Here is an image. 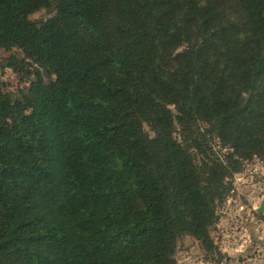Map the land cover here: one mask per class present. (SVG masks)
<instances>
[{"label":"trees","instance_id":"1","mask_svg":"<svg viewBox=\"0 0 264 264\" xmlns=\"http://www.w3.org/2000/svg\"><path fill=\"white\" fill-rule=\"evenodd\" d=\"M12 46L54 79L0 88V264H177L183 235L219 255L217 208L264 157V0H0Z\"/></svg>","mask_w":264,"mask_h":264},{"label":"rangeland","instance_id":"2","mask_svg":"<svg viewBox=\"0 0 264 264\" xmlns=\"http://www.w3.org/2000/svg\"><path fill=\"white\" fill-rule=\"evenodd\" d=\"M54 14L41 8L29 19H46ZM182 47L178 49L180 51ZM41 74L44 81L54 79L29 60L15 46L0 47V88L16 97ZM214 149L222 156L226 149L213 141ZM231 190L217 208L218 221L209 234L219 255L208 253L191 235L181 236L176 244L174 258L177 264H264V157L252 156L245 160L239 172L231 178ZM262 207V212L258 209Z\"/></svg>","mask_w":264,"mask_h":264},{"label":"water","instance_id":"3","mask_svg":"<svg viewBox=\"0 0 264 264\" xmlns=\"http://www.w3.org/2000/svg\"><path fill=\"white\" fill-rule=\"evenodd\" d=\"M258 212H262V207H260V208L258 209Z\"/></svg>","mask_w":264,"mask_h":264}]
</instances>
